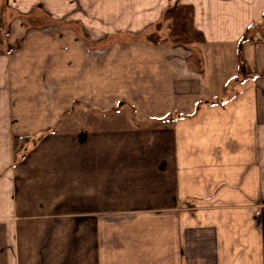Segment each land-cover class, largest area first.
Segmentation results:
<instances>
[{
    "label": "crops",
    "instance_id": "1",
    "mask_svg": "<svg viewBox=\"0 0 264 264\" xmlns=\"http://www.w3.org/2000/svg\"><path fill=\"white\" fill-rule=\"evenodd\" d=\"M0 264H264V0H0Z\"/></svg>",
    "mask_w": 264,
    "mask_h": 264
},
{
    "label": "trees",
    "instance_id": "2",
    "mask_svg": "<svg viewBox=\"0 0 264 264\" xmlns=\"http://www.w3.org/2000/svg\"><path fill=\"white\" fill-rule=\"evenodd\" d=\"M162 18L169 22V35L165 38L159 39L156 31L150 32L146 35V41L149 43L170 42L172 44L178 43L182 45H194L203 41L202 34L193 26L192 7L189 4H181L174 2L171 6L165 8L162 12ZM160 22L153 27L155 30L160 29ZM238 52V61L242 63ZM28 139V138H26ZM22 138L21 140H26ZM30 140V139H29ZM14 138V144H15Z\"/></svg>",
    "mask_w": 264,
    "mask_h": 264
},
{
    "label": "rangeland",
    "instance_id": "3",
    "mask_svg": "<svg viewBox=\"0 0 264 264\" xmlns=\"http://www.w3.org/2000/svg\"><path fill=\"white\" fill-rule=\"evenodd\" d=\"M168 24H169V22L167 21V20H165L163 23H162V27L161 28H163L162 30H161V35H169V33H168ZM126 36V35H125ZM124 35H121L120 37H125Z\"/></svg>",
    "mask_w": 264,
    "mask_h": 264
}]
</instances>
